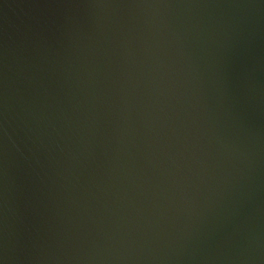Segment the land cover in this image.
<instances>
[{"label":"water","instance_id":"obj_1","mask_svg":"<svg viewBox=\"0 0 264 264\" xmlns=\"http://www.w3.org/2000/svg\"><path fill=\"white\" fill-rule=\"evenodd\" d=\"M0 264H264V0H0Z\"/></svg>","mask_w":264,"mask_h":264}]
</instances>
